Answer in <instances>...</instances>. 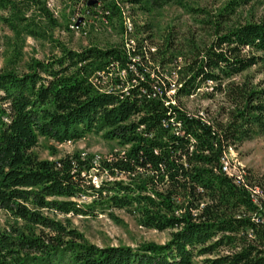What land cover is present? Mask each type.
<instances>
[{"label":"trees","instance_id":"1","mask_svg":"<svg viewBox=\"0 0 264 264\" xmlns=\"http://www.w3.org/2000/svg\"><path fill=\"white\" fill-rule=\"evenodd\" d=\"M128 1L148 14L179 6L193 24L127 29L119 1L104 0L103 18L120 22L122 43L60 46L25 71L0 70V264H264V175L223 167L231 149L264 136V80L250 73L264 69V13L256 12L264 0ZM0 11L18 37L57 25L48 0H0ZM209 88L204 98L221 97L217 108L189 109ZM90 134L122 151L100 160L36 153L41 138L65 144ZM98 210L113 218L126 210L170 240L99 247L56 218Z\"/></svg>","mask_w":264,"mask_h":264},{"label":"rangeland","instance_id":"2","mask_svg":"<svg viewBox=\"0 0 264 264\" xmlns=\"http://www.w3.org/2000/svg\"><path fill=\"white\" fill-rule=\"evenodd\" d=\"M96 3L89 5L86 0H48V6L57 25L54 27L48 22H42L44 33L39 37L26 34L16 36L8 27L2 17L6 13L0 11V70L15 67L25 71L27 64L32 60H47L51 56L60 55V46L72 50H82L89 46L106 48L123 42L124 36L120 22L116 19L108 22L103 18L102 5L104 0H94ZM123 11L125 26L132 27V23H152L158 34L170 26H177L187 30L193 24V19L181 7L169 5L151 14L141 12L138 7H133L128 0H118ZM194 6L217 8L228 0H185ZM97 5V6H96ZM258 14L264 13V7H256ZM132 21V22H131ZM17 57H19L18 61ZM256 76V82L264 80V69L254 68L250 71ZM211 91L203 89L199 95L186 101L189 109L193 111L207 109L215 110L222 101L221 97L207 100L204 93ZM122 151L116 141L106 140L101 134H90L77 142L58 144L41 138L36 153L41 159L56 160L68 154L82 153L84 156H96L97 160L107 158L115 152ZM55 152H57L55 154ZM231 160L240 164L254 174L264 175V136H257L247 141L242 146L234 149L230 155ZM105 175L94 178V182L106 180ZM94 216H56L57 219L69 222L72 228L79 232L93 244L99 247L130 246L137 248L145 244L164 245L170 240V232H157L143 228L136 218L126 210H114V218L109 215V210L97 211ZM5 217L0 216L3 224ZM203 258L195 260V264H202Z\"/></svg>","mask_w":264,"mask_h":264},{"label":"built area","instance_id":"3","mask_svg":"<svg viewBox=\"0 0 264 264\" xmlns=\"http://www.w3.org/2000/svg\"><path fill=\"white\" fill-rule=\"evenodd\" d=\"M232 152H233V149H231L230 152L227 154L226 158L223 159L224 171L229 176H238L241 178L243 176L244 170L246 168H243L240 164L231 160L230 155ZM255 202H256V200H255Z\"/></svg>","mask_w":264,"mask_h":264},{"label":"water","instance_id":"4","mask_svg":"<svg viewBox=\"0 0 264 264\" xmlns=\"http://www.w3.org/2000/svg\"><path fill=\"white\" fill-rule=\"evenodd\" d=\"M96 3L94 0L89 2V5Z\"/></svg>","mask_w":264,"mask_h":264}]
</instances>
